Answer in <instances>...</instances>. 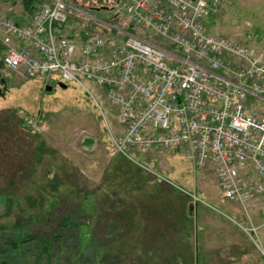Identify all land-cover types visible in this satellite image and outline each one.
<instances>
[{"label":"rangeland","instance_id":"rangeland-1","mask_svg":"<svg viewBox=\"0 0 264 264\" xmlns=\"http://www.w3.org/2000/svg\"><path fill=\"white\" fill-rule=\"evenodd\" d=\"M51 1L35 0L29 13L20 0H0V19L23 21ZM71 16L67 32L79 34L87 20ZM210 18L212 34L264 52V0H222ZM12 41L0 27V235L51 242L47 259L21 264H264V203L221 201L211 168L185 150L118 151L123 128L103 90L8 70ZM243 67L228 55L220 72Z\"/></svg>","mask_w":264,"mask_h":264},{"label":"built area","instance_id":"built-area-1","mask_svg":"<svg viewBox=\"0 0 264 264\" xmlns=\"http://www.w3.org/2000/svg\"><path fill=\"white\" fill-rule=\"evenodd\" d=\"M101 1L113 3L112 15L93 18L104 30L86 29L83 37L58 29L81 12L68 0L43 2L23 21L4 16L0 27L13 39L7 69L93 82L117 111L118 151L185 150L195 165L211 168L221 201L264 203V111L247 102L264 97V55L207 31L204 21L222 0ZM228 55L245 61L229 77L220 72Z\"/></svg>","mask_w":264,"mask_h":264},{"label":"trees","instance_id":"trees-1","mask_svg":"<svg viewBox=\"0 0 264 264\" xmlns=\"http://www.w3.org/2000/svg\"><path fill=\"white\" fill-rule=\"evenodd\" d=\"M3 1H16V0H3ZM20 1L23 2L25 10L29 13L32 11V6H34V4L36 3L34 2L35 0H20ZM68 2L71 5L76 6L81 10V12L79 13L72 12L73 15L78 14L79 16L87 20L85 28L82 29L79 32V34L78 33L71 34L69 33V31L67 32L66 26L68 21L67 23L58 25V29L61 32L65 33V35H67L68 37H76V36L83 37L85 36L84 30L86 29L90 30L96 27L94 20L90 18V15L92 14L88 13L91 12L90 11L91 9L100 10V13L103 11H108L110 9L109 7L104 5L105 4L104 2L101 3L102 2L101 0H68ZM97 5L100 6L96 7ZM71 15L69 16L70 18L72 17ZM129 30L135 32L134 29L132 28H129ZM63 224L65 225L64 221ZM18 231L16 233L8 235L5 239H3L2 235H0V264H21L30 254H33L35 256L34 258L37 263L41 262L42 255L46 256L45 259L48 258L49 249L51 246V242L48 239L46 238L39 239V237L24 235L22 231L21 232ZM32 241H35L36 243V244L34 243L35 244L34 247L30 245ZM199 256L200 255L198 253L197 255L198 261L200 260ZM46 264H49V261Z\"/></svg>","mask_w":264,"mask_h":264},{"label":"crops","instance_id":"crops-1","mask_svg":"<svg viewBox=\"0 0 264 264\" xmlns=\"http://www.w3.org/2000/svg\"><path fill=\"white\" fill-rule=\"evenodd\" d=\"M212 21V19L210 18H207V19H205V25H206V27H207V30H208V25H209V22H211ZM209 31V30H208ZM210 32V31H209ZM250 46V45H249ZM254 51H255V53H259V54H262V55H264V52H262L263 50L261 49V52H259L258 51V48L257 47H252V46H250ZM247 101H248V104L251 106V107H255V108H257L258 110H260V111H264V97L263 98H255V97H251V96H249L248 97V99H247Z\"/></svg>","mask_w":264,"mask_h":264},{"label":"water","instance_id":"water-1","mask_svg":"<svg viewBox=\"0 0 264 264\" xmlns=\"http://www.w3.org/2000/svg\"><path fill=\"white\" fill-rule=\"evenodd\" d=\"M4 80H1V82H3ZM58 86L61 88H66V85L64 83H58ZM46 90H51L52 86L50 85H46L45 86ZM147 191H151L152 190V185L150 183H146L145 187H144ZM191 207V206H190Z\"/></svg>","mask_w":264,"mask_h":264}]
</instances>
